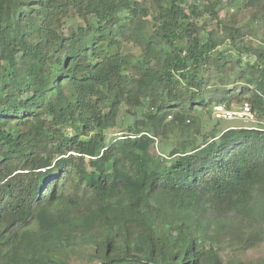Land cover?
<instances>
[{"label": "trees", "instance_id": "1", "mask_svg": "<svg viewBox=\"0 0 264 264\" xmlns=\"http://www.w3.org/2000/svg\"><path fill=\"white\" fill-rule=\"evenodd\" d=\"M149 1L150 30L137 0H0V264H222L208 229L264 185V131L195 132L196 114L240 90L264 117V45L221 19L220 0ZM224 38L255 61H233ZM123 108L135 121L108 140Z\"/></svg>", "mask_w": 264, "mask_h": 264}, {"label": "rangeland", "instance_id": "2", "mask_svg": "<svg viewBox=\"0 0 264 264\" xmlns=\"http://www.w3.org/2000/svg\"><path fill=\"white\" fill-rule=\"evenodd\" d=\"M137 1L141 2L148 10V15L144 17V22L150 30L151 27H154L153 15L156 12L155 7L149 0ZM220 2L217 10L221 19L227 25L240 29L245 35L243 38L246 44L254 47L264 45V29L261 28L262 20L264 19V0H220ZM119 18L124 22L126 14H121ZM78 20L76 18V21ZM65 21L68 24L74 23L73 19ZM211 23V17L206 13L201 19L202 33L205 35L210 33L211 35H216L215 31L212 30L214 24L211 25ZM6 36L9 39L12 38L13 33L10 29L6 31ZM34 40L30 39V42L33 43ZM242 47V45L232 43L229 39L224 38V43L219 49L225 51L232 57L233 61H236L239 56L243 55ZM112 50L115 52L114 47ZM141 54L142 48L138 45L133 43L124 45V55L130 56L133 61L139 60ZM243 60L245 62H254L255 57L248 58L243 55ZM237 70L231 71L229 77L233 76L234 73H238ZM205 77L210 85L219 83L220 74L216 60H212L208 70L205 71ZM233 96L235 99L231 101L230 108H238L242 104L248 103L247 98L250 97L248 93L244 94L240 90H236ZM146 112L147 110L139 109L137 119H142ZM196 116L198 119L195 125V132L199 129L204 133L209 132L218 122L213 118V112L210 113L208 109L198 111ZM135 118H132L131 114L123 108L117 119V126L106 131L108 140H113L125 134L129 126L134 123ZM170 120L168 118L167 121ZM218 123L222 129L231 127L249 129L252 127L251 124H245L242 121H219ZM176 138V132L167 134L165 137L166 142H164L162 135L154 138L153 153L157 155L169 153L175 146ZM229 218V223L226 226L215 227V225H212L208 229L210 234L208 244L218 250L222 264H264V185L255 190L254 200L247 207L238 213H231ZM63 260H66V258L63 257ZM67 262L69 264H90L87 262L84 253L70 256V258H67Z\"/></svg>", "mask_w": 264, "mask_h": 264}, {"label": "built area", "instance_id": "3", "mask_svg": "<svg viewBox=\"0 0 264 264\" xmlns=\"http://www.w3.org/2000/svg\"><path fill=\"white\" fill-rule=\"evenodd\" d=\"M213 118L217 121H242L251 124V130L264 131V117H260L252 107L245 103L238 108H227L225 105H218L213 109Z\"/></svg>", "mask_w": 264, "mask_h": 264}]
</instances>
